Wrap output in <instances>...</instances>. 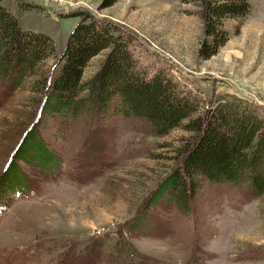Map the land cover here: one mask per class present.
<instances>
[{
  "label": "rangeland",
  "instance_id": "rangeland-1",
  "mask_svg": "<svg viewBox=\"0 0 264 264\" xmlns=\"http://www.w3.org/2000/svg\"><path fill=\"white\" fill-rule=\"evenodd\" d=\"M247 1L244 15L222 19L226 39L208 57L204 0L0 4L22 29L51 37L45 69L57 70L71 29L89 13L127 36L146 76L165 71L201 108L238 97L264 119V0ZM106 51L88 60L82 78ZM30 81H0V264H264V192L200 179L182 209L162 192L188 131L155 134L142 117L118 111L38 121ZM31 123L35 142L22 149Z\"/></svg>",
  "mask_w": 264,
  "mask_h": 264
},
{
  "label": "trees",
  "instance_id": "trees-1",
  "mask_svg": "<svg viewBox=\"0 0 264 264\" xmlns=\"http://www.w3.org/2000/svg\"><path fill=\"white\" fill-rule=\"evenodd\" d=\"M112 1L104 0L103 6ZM247 9V0H204L203 29L211 36L201 49L204 57L226 39L222 19L244 15ZM80 14L61 51L62 61L53 71L52 64L44 67V59L54 52L51 37L22 29L16 14L0 4V81H10L9 87L15 88L24 78L31 79L40 102L36 120L40 115L75 117L83 111L96 115L118 111L142 117L155 134L173 127L188 131L179 164L162 181L166 198L181 209L200 179L225 181L253 194L264 192V119L254 107L238 97L223 96L201 108L197 98L165 71L159 69L150 76L139 71L127 47L129 39L115 33L114 24ZM102 49L107 51L97 68L82 78L88 60ZM32 125L23 132L22 149L35 142Z\"/></svg>",
  "mask_w": 264,
  "mask_h": 264
}]
</instances>
